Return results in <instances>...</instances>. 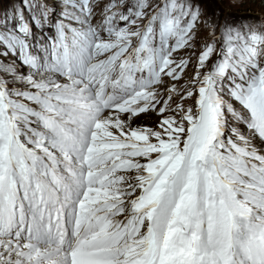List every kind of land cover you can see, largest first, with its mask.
<instances>
[{"label":"snow or ice","instance_id":"snow-or-ice-1","mask_svg":"<svg viewBox=\"0 0 264 264\" xmlns=\"http://www.w3.org/2000/svg\"><path fill=\"white\" fill-rule=\"evenodd\" d=\"M0 264H264V0H0Z\"/></svg>","mask_w":264,"mask_h":264},{"label":"rangeland","instance_id":"rangeland-1","mask_svg":"<svg viewBox=\"0 0 264 264\" xmlns=\"http://www.w3.org/2000/svg\"><path fill=\"white\" fill-rule=\"evenodd\" d=\"M232 3V0H225V5L228 6ZM229 10H232V11H236V12H244L248 9L246 8H241V9H229Z\"/></svg>","mask_w":264,"mask_h":264}]
</instances>
